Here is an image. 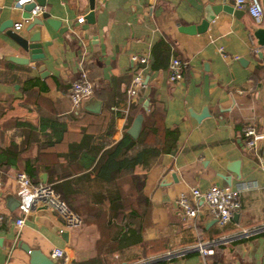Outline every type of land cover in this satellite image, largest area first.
Segmentation results:
<instances>
[{"label": "crops", "instance_id": "0c3cea01", "mask_svg": "<svg viewBox=\"0 0 264 264\" xmlns=\"http://www.w3.org/2000/svg\"><path fill=\"white\" fill-rule=\"evenodd\" d=\"M25 4L0 0V264H29L21 244L49 257L63 249L65 260L57 264H146L168 251L184 253L166 264H264V139L249 149L243 136L247 125L264 131V45L248 13H234L233 0H94L90 23L89 0H46L43 12L63 28L34 16L31 22L43 20L32 31L38 30L44 57L22 64L12 59L28 54L5 32L29 36L31 22L13 29L32 17ZM174 57L184 63L178 82L169 80ZM81 66L101 103L98 112L86 109V100L71 110L68 89ZM135 75L143 85L129 103L126 89ZM139 113L142 126L133 138L128 130ZM61 125L66 131L53 143ZM84 135L85 149L70 150ZM121 140L125 145L113 154ZM19 171L51 184L79 224L65 226L54 208L37 205L17 226ZM114 177L138 209L122 221L108 216L121 199L111 205L94 199ZM212 185L238 191V217L221 227L203 211L196 228L187 227L176 196ZM121 222L127 230L117 236ZM257 228L218 244L213 255L192 249L198 239Z\"/></svg>", "mask_w": 264, "mask_h": 264}, {"label": "built area", "instance_id": "2783aa9c", "mask_svg": "<svg viewBox=\"0 0 264 264\" xmlns=\"http://www.w3.org/2000/svg\"><path fill=\"white\" fill-rule=\"evenodd\" d=\"M33 0H20L26 3ZM234 7L243 10L251 17L253 24L260 27L264 24V7L260 0H233ZM32 17L13 25L15 31L20 30L25 24L33 20L34 16L43 13V7L35 5L31 10ZM84 18H78V22H83ZM257 51V49H255ZM144 63V57H133ZM169 80L178 82L183 79L184 63L177 57L171 59L169 63ZM143 85L141 75H135L130 81L126 94L129 103H133L138 95V90ZM93 84L89 79L86 69L81 66L78 71V78L74 80L68 89V97L71 103V110L78 112L85 100L93 95ZM243 136L247 148H255L258 142L264 139V131H259L254 125H247L243 129ZM15 194L18 199L17 209L20 217L15 220L17 226H22L25 216L29 214L37 205H46L54 208L63 218L65 226H74L79 224V217L68 207L66 202L61 198L60 194L46 182L33 183L25 171H19L14 177ZM175 206L181 213L182 219L187 227L196 228L197 218L203 211L213 218L219 226L223 227L229 223L233 215L240 209L241 202L238 191L230 185H212L206 189H200L196 186H190L186 191L179 193L175 200ZM2 218L0 217V220ZM261 229H243L231 236H220L216 239L201 240L198 239L192 249L203 256L213 255L218 244L230 242L242 237H249L256 234ZM182 252L168 251L165 255L158 259L149 261L146 264H166L165 261L173 256L181 255ZM50 258L53 260H65L64 251L59 247L52 249Z\"/></svg>", "mask_w": 264, "mask_h": 264}, {"label": "water", "instance_id": "95a60500", "mask_svg": "<svg viewBox=\"0 0 264 264\" xmlns=\"http://www.w3.org/2000/svg\"><path fill=\"white\" fill-rule=\"evenodd\" d=\"M19 1V0H17ZM46 0H33L26 2L25 9L28 11H31L35 5H39L41 7L45 6ZM228 8V10H231V7H224ZM230 8V9H229ZM89 12L85 16V19L93 23L94 20V0H89ZM234 13H237L238 11L243 12V10H234L232 9ZM42 19L45 20V22L51 26L54 29H58L59 31L63 28L60 26V21L56 19L50 18L49 14L47 12L42 13ZM42 19L34 20L33 22L29 23L27 26V30L30 32L28 37H22L21 35L17 34L16 32L12 31V29H8V31L5 32V34L10 37L23 51H25L28 56L27 58H18L15 57L12 59L13 61L17 63L27 64L30 61H39L42 60L44 55L41 49V43H40V36L38 34V30H34L35 26H39L43 23ZM255 38L257 39V42L259 45H264V27H259L254 31ZM100 101L95 99L94 96H91L86 100L85 108L92 112H98L100 109ZM148 105V102H144V108L146 109ZM143 121V114L139 113L134 118L132 125L130 126L128 133L131 137L136 138L137 135L140 133L141 126ZM237 174V171H234ZM226 182L230 184V179H226ZM238 217V213H235L233 215V218L236 219ZM216 222V219H214ZM65 233L62 234V236L65 238ZM21 247L26 251L29 255V264H57L52 258H50L48 255L42 253L38 249H31L27 245L21 244Z\"/></svg>", "mask_w": 264, "mask_h": 264}, {"label": "trees", "instance_id": "16d2710c", "mask_svg": "<svg viewBox=\"0 0 264 264\" xmlns=\"http://www.w3.org/2000/svg\"><path fill=\"white\" fill-rule=\"evenodd\" d=\"M66 131L65 126H59L57 133L54 134V138H53V143H56V141H60L63 137L64 132ZM87 137L86 135H84L83 140H81L80 143L78 144H73L70 147V150H74V151H80V150H84L85 146H87ZM90 138V137H89ZM125 145L124 140H121L116 146H115V150L113 154H118L119 150L122 148V146ZM136 164V161L132 160L127 162V164H125L126 168H130L132 166H134ZM100 169V168H99ZM116 177L112 178L111 182L108 183V185H106V187L101 186L102 190H97L96 195L94 197L95 202L96 203H100V201H102L103 203L106 201L108 205H111L115 200L121 199L122 200V206L116 209H109L108 211V216L110 219H112L113 221H115L116 219H120L121 221L125 218L128 217H132L134 215H136L137 212V208H134L131 206V198H130V194L129 193H124L121 192L119 187L114 186V184H112L114 182ZM96 179L98 182V175L96 176ZM108 182V181H107ZM142 182V181H140ZM141 185V183H140ZM141 187V186H140ZM97 188H100V184H97ZM125 196V197H124ZM139 201L141 202V204L144 203V196L142 195V192L140 191L139 196H138ZM126 200V202H125ZM104 209L103 207L101 208ZM122 223V222H121ZM127 223L124 222L122 223L120 226L117 227L115 233L117 232V236H121L122 234H124V232L127 230Z\"/></svg>", "mask_w": 264, "mask_h": 264}]
</instances>
